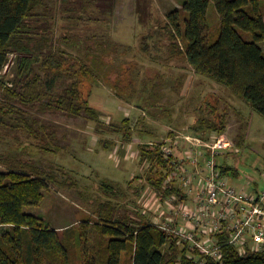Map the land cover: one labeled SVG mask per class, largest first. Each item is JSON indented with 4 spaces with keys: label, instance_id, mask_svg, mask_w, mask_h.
<instances>
[{
    "label": "rangeland",
    "instance_id": "rangeland-1",
    "mask_svg": "<svg viewBox=\"0 0 264 264\" xmlns=\"http://www.w3.org/2000/svg\"><path fill=\"white\" fill-rule=\"evenodd\" d=\"M181 1L43 0L35 9L41 33L51 36L52 48L90 64L93 76L82 83V94L100 113L99 119L63 110L43 112L36 101L32 107L18 108L26 111L30 123L34 121L35 132L30 133L18 124V115L0 113V169L24 164L53 175L55 181L47 179L42 200L24 210L58 230L73 224L78 233L83 232L77 243V264L91 254L93 224L100 219L104 203L109 201L114 215L133 223L140 222L141 216L162 223L170 215L165 197L147 181V162L139 159L143 142L161 149L170 145L181 159L193 147L190 143L188 147L187 135L205 141L223 135L229 146L217 153L216 161L236 168L237 175H228L230 183L244 186L247 192L264 190V117L225 85L196 74L182 55L170 56L165 22L171 10L181 8ZM185 17L183 12L182 30ZM207 22L210 30L218 28L214 2L207 8ZM16 71V56L11 55L4 79L10 83ZM70 82L71 77L58 74L52 92H61ZM3 94L0 87V106L5 108L10 100ZM126 117L132 134L128 140L119 128ZM221 120L223 129L211 131L208 138L207 130L196 131L200 123L220 126ZM41 125L55 137L44 133ZM192 170L182 162L176 180ZM104 184H111L113 192Z\"/></svg>",
    "mask_w": 264,
    "mask_h": 264
},
{
    "label": "trees",
    "instance_id": "trees-1",
    "mask_svg": "<svg viewBox=\"0 0 264 264\" xmlns=\"http://www.w3.org/2000/svg\"><path fill=\"white\" fill-rule=\"evenodd\" d=\"M42 2L0 0V87L5 99L10 100L7 107L0 106V113L18 115L17 123L30 133L35 132L34 121L30 123L26 111L18 108L32 107L36 101H40L39 109L43 112L63 110L72 116L86 113L94 120L100 114L82 94V83L93 76L90 64L83 58L55 51L51 36L44 35L43 30L41 33L40 15L35 9ZM210 2H214L219 14L215 30H210L207 22ZM183 12L186 17L182 30ZM167 19L170 56L182 55L196 74L225 85L264 117L262 0H182L181 8L171 10ZM242 32L249 33L251 38ZM38 33L40 37L36 36ZM11 55L16 56L17 71L9 83L4 78ZM40 70L48 77L44 78ZM58 74L71 77V82L55 93L52 87ZM221 123L218 126L207 122L206 127L200 123L196 131L207 130L205 137L208 138L211 131L223 129L224 122L221 120ZM119 128L124 139L131 138L129 118H123ZM42 129L55 137L48 127L42 126ZM177 157L165 156L153 142L140 144L139 159L147 162V181L162 197L171 194L181 199L186 197L176 180L177 166L182 163ZM219 167L224 174L237 175L236 168L225 162ZM167 177H171L168 182ZM47 179L55 181L52 174L45 175L24 164L21 168L0 169V225H6L0 226V264H77V243L83 238V232L78 233L73 224L58 230L41 216L24 210L25 206L42 200ZM103 187L113 192L111 184ZM102 206L103 212L98 213L100 219L93 224L91 254L80 264H122V259H129L128 264H264V248L257 251L246 248L245 253L239 254L235 246L226 242V236L218 234L222 259L217 261L143 216L140 222L133 223L128 217L114 215L109 201Z\"/></svg>",
    "mask_w": 264,
    "mask_h": 264
},
{
    "label": "built area",
    "instance_id": "built-area-1",
    "mask_svg": "<svg viewBox=\"0 0 264 264\" xmlns=\"http://www.w3.org/2000/svg\"><path fill=\"white\" fill-rule=\"evenodd\" d=\"M185 139L188 147L189 143L193 145L191 153L184 151L186 155L179 159L193 169L178 178L186 197L166 196L170 215L162 223H152L217 261L222 259L218 234L226 236V242L235 246L239 254L245 253L246 248H264V190L247 192L244 186L231 184L228 175L221 171L217 153L229 146L223 135H212L211 141L195 135ZM161 150L167 157L179 156L170 145H162ZM180 154H184L183 149Z\"/></svg>",
    "mask_w": 264,
    "mask_h": 264
}]
</instances>
